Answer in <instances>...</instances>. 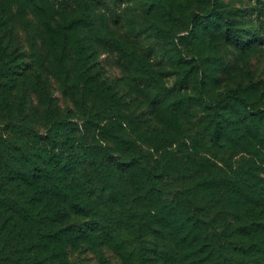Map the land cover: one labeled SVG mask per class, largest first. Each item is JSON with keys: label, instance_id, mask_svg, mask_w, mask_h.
I'll return each instance as SVG.
<instances>
[{"label": "trees", "instance_id": "obj_1", "mask_svg": "<svg viewBox=\"0 0 264 264\" xmlns=\"http://www.w3.org/2000/svg\"><path fill=\"white\" fill-rule=\"evenodd\" d=\"M40 1L44 2L0 0V93L18 83H43L41 72L48 52L54 54V62L62 68L63 82L71 83L73 93L79 96L76 98L79 108L87 104L86 99L104 104L106 80L99 74L91 49L90 37L98 15L91 0H77L74 8L68 9L74 11L68 13L53 10L54 6L46 7L49 15H44V19H54V24L48 22L44 33L51 38L56 35L57 40L46 46L43 38L41 49L31 42L32 62L16 52L17 39L12 26L15 5L20 10L32 5L44 7ZM214 8L206 16L218 22L216 14H219L225 21V15ZM109 12L116 22L120 21L114 9L110 7ZM101 18L106 25L103 20L107 15L102 13ZM226 21L222 32L237 44H243L238 29L231 25L230 19ZM106 36L124 54L123 36L116 35L114 30H108ZM49 47L52 51L43 57L41 50ZM129 47L136 65L142 67L141 78L152 74L154 67L149 59L138 53L134 45ZM191 79L193 74L187 71L178 77L176 84L182 86L185 81L190 84ZM191 84L195 93H174L176 101L161 91L153 92L145 100L150 109L161 102L166 113L165 118L156 115L155 125L139 129L136 134L148 141L150 148L161 150L173 145L171 130L186 129L188 117L180 103L185 96L203 102L202 110L207 114L204 131L212 140L220 143L235 129L231 112L225 110L223 115L221 111L228 103L225 92L207 105L201 83ZM108 94L113 100L118 98L116 90ZM238 98L249 113L264 117V105H257L247 97ZM209 107L214 111L210 112ZM114 112L111 123L102 125L101 135L93 138L80 135L79 125L71 119L76 113L71 108L64 116L52 119L45 141H39L28 122L13 120L15 125L27 128L31 142L23 141L18 150L8 149L11 145L7 144L4 150L1 147L4 141H0V264H76L71 259L70 247L83 246L96 250L112 248L128 261L126 264H264V214L262 220V214L255 213L250 220L240 223L225 216L220 223L213 219L208 225L193 195L200 182L204 188L208 185V178L204 180L201 171L194 172L188 160L181 175L180 162L171 151H167L171 155L161 171L154 172L150 160L142 159L137 150L126 146L136 139L123 129L127 116L121 111ZM244 135L251 144L253 138ZM260 135L259 143L264 145V133ZM105 140H112L117 147ZM175 170L180 177L184 176L180 179L187 185L177 184L172 194L165 195L163 181L175 177ZM255 196L253 200L262 198ZM234 197L239 208L250 212L252 207L264 213L258 202L250 205L252 199L247 195L236 192Z\"/></svg>", "mask_w": 264, "mask_h": 264}, {"label": "rangeland", "instance_id": "obj_2", "mask_svg": "<svg viewBox=\"0 0 264 264\" xmlns=\"http://www.w3.org/2000/svg\"><path fill=\"white\" fill-rule=\"evenodd\" d=\"M91 1L96 5L98 14L90 37L91 49L99 65V74L106 80L105 103L86 99L87 104L79 108L76 103L79 96L73 93L71 83L63 82L65 74L62 68L54 62V54L47 52L52 51L51 47L44 52L41 50L43 57L47 52L45 67L41 72L43 83H18L14 88L10 86L4 94L0 91V141H4L1 147L5 150L4 147L9 144L11 148L8 149L18 150L23 141L31 142L26 134L27 128L15 125L13 120L28 122L39 141H45L52 119L64 116L71 108L76 112L71 119L79 125L80 135L93 138L101 135L102 125L111 123L116 113L114 111H121L128 118L123 123V129L136 139L126 146L137 150L142 159L150 160L155 167L154 172L161 171L163 163L172 153L180 162L181 175H184L183 165L188 160L194 172L201 171L204 180L208 178L209 183L205 188L200 182L197 185L200 188L193 192L202 209L201 215L208 219V225L212 224L213 219H218L220 223L225 216L237 223L248 221L255 213L262 214V220L264 213L261 209L251 207V211L247 212L239 208L234 194L239 192L249 199L259 195L262 198L252 199L250 205L258 202L264 211V145L258 140V136L264 133V117L261 119L255 113H249L238 98L247 97L257 105H264V0ZM44 2L40 1L44 7L32 5L20 10L15 5L14 8L12 26L17 39L16 52L28 62H32L31 42L41 49L43 38L46 39V46L57 40L56 35L51 38L50 34L44 33L47 23L54 22L51 18L50 21L44 19V15H49L46 7L54 6L53 10L61 13L73 12L68 9L74 8L77 0ZM110 7L120 15V21L116 22L111 16ZM213 7L225 15V21L219 14H216L218 22L214 17L206 16ZM102 13L108 17L103 20L106 25L102 24ZM227 19L238 29L243 44H237L222 32V25L227 24ZM108 30L123 36L124 54L107 40ZM129 45L137 47V52L149 59L154 67L152 74L141 78L142 67L136 65ZM187 71L193 74L194 80L191 79L190 84L185 81L182 86L176 84L178 77ZM194 81L201 83V93L206 97L207 105H212L211 101L220 92H225L224 99L228 103L221 111L223 115L225 110L231 112V124L235 129L220 143L212 140L204 131L207 114L202 110L203 102L197 103L195 98L185 96L186 99L183 98L180 103L188 117L186 129L171 130L173 145L161 150L150 148L146 143L148 141L136 134L139 129L155 125L156 115L165 118L166 113L161 102L150 109L145 105V100L153 92L161 91L176 101L174 93H195L191 84ZM113 90L118 92V98L114 100L108 94ZM209 109L210 112L214 111L211 107ZM244 133L253 138L251 144H248ZM222 141L227 143L223 144ZM105 143L117 147L112 140H105ZM180 173L176 171L175 177L162 180L165 195L172 194L177 184L187 185L180 179L184 178L180 177ZM226 251L229 252L228 249ZM237 253L240 251L237 250ZM70 256L76 264L128 262L120 253L108 247L100 250L85 246L80 249L70 247Z\"/></svg>", "mask_w": 264, "mask_h": 264}]
</instances>
